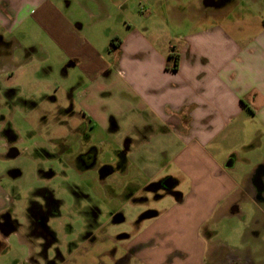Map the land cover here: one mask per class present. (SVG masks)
I'll list each match as a JSON object with an SVG mask.
<instances>
[{"label": "rangeland", "instance_id": "374dc122", "mask_svg": "<svg viewBox=\"0 0 264 264\" xmlns=\"http://www.w3.org/2000/svg\"><path fill=\"white\" fill-rule=\"evenodd\" d=\"M54 1L81 27L84 42L113 62L112 74L95 80L81 68L67 69L63 52L32 16L5 36L16 40L19 73L0 74V264H125L134 234L156 219L142 217L171 210L176 193H188L190 174L177 162L188 143L140 107L115 55H107L111 42L139 32L166 51L196 21H264V0H212L216 9L204 0H105L107 11L86 0ZM237 142L245 145L242 160L229 172L242 182L264 163V145L249 162L262 138ZM204 150L221 162V138ZM93 155V165L84 166ZM167 177L178 181L173 193L153 188ZM239 206L238 216L215 219L196 236L229 264L231 250L264 246L263 221L254 219L250 202ZM128 264L141 262L130 257Z\"/></svg>", "mask_w": 264, "mask_h": 264}, {"label": "crops", "instance_id": "0c3cea01", "mask_svg": "<svg viewBox=\"0 0 264 264\" xmlns=\"http://www.w3.org/2000/svg\"><path fill=\"white\" fill-rule=\"evenodd\" d=\"M86 1L108 10L105 0ZM12 16L14 22L9 20ZM29 16L61 49L69 63L67 69L81 68L95 80L112 74L113 62L84 42L81 27L72 24L54 0H0V23L11 32ZM191 27V33L166 51H157L139 32H132L126 41L115 38L107 50L108 56L115 55L114 64L121 67L122 76L141 100L140 107L169 124L177 137L188 143L185 155L177 159L190 174L188 193H176L179 197L175 195L178 200L171 210L143 216L142 221L156 219L149 226L141 225L134 243L125 249L129 258H137L141 264H229L226 256L219 258L221 251L197 241L199 230L215 219L238 216L239 204L246 201L253 205L254 219L264 222V163L242 182L229 172L242 160L239 149L245 145L241 147L237 141L243 135L250 142L263 140L249 153V162L264 145V21H196ZM130 44L135 49L131 50ZM171 53L177 62H169ZM22 57L27 62L30 55ZM14 58L7 61L0 57V74L10 78L19 73ZM74 115L84 122L90 119L86 113ZM220 138L221 162L215 152L204 150ZM167 178L175 181V189L178 181ZM132 236L129 233L126 238ZM228 255L234 258L233 264H264V246L244 253L231 250ZM128 257L123 259L125 264Z\"/></svg>", "mask_w": 264, "mask_h": 264}, {"label": "flooded vegetation", "instance_id": "af4514ba", "mask_svg": "<svg viewBox=\"0 0 264 264\" xmlns=\"http://www.w3.org/2000/svg\"><path fill=\"white\" fill-rule=\"evenodd\" d=\"M212 5H217L215 1H212ZM15 19V17H9V20L10 22H14L13 20ZM0 32H2V35L0 33V57H3L5 58L7 61H10L11 60V57L14 55L13 53L15 52V49H17L16 47V41L15 40H11V37L9 38H6L5 36L9 35L10 33H12L10 31V28L8 29V27L6 26H3L1 23H0ZM9 32V33H8ZM92 151V150H91ZM93 152V151H92ZM17 154L15 150H12L10 152V156H13ZM93 154V153H92ZM94 154L96 155V153L94 152ZM95 155L91 156L90 159H91V162H89L88 160L87 161H81L83 163L84 166L87 167V165H93V157L95 158ZM83 166V167H84ZM90 166V167H91ZM261 174H264V168L261 170ZM170 183H175L174 180L170 179V178H165L164 180L160 181L158 184L154 185L153 188L155 190H162L164 191L165 193H173V190L174 189H168V185ZM152 188V187H151ZM152 188V189H153ZM259 188V187H258ZM260 189V188H259ZM262 190L264 191V185L262 187ZM177 197H179V195H176ZM258 197V196H256ZM43 218V219H42ZM40 218L41 221H44L45 220V217H42ZM45 226V225H44Z\"/></svg>", "mask_w": 264, "mask_h": 264}, {"label": "water", "instance_id": "95a60500", "mask_svg": "<svg viewBox=\"0 0 264 264\" xmlns=\"http://www.w3.org/2000/svg\"><path fill=\"white\" fill-rule=\"evenodd\" d=\"M203 4H204L205 7H211V6H213L212 5V0H204ZM173 187H174V184L173 183H170L168 185V189H173Z\"/></svg>", "mask_w": 264, "mask_h": 264}, {"label": "trees", "instance_id": "16d2710c", "mask_svg": "<svg viewBox=\"0 0 264 264\" xmlns=\"http://www.w3.org/2000/svg\"><path fill=\"white\" fill-rule=\"evenodd\" d=\"M115 41V40H114ZM114 41H113V44H114ZM168 60H169V62L170 61H176L177 62V57L175 56V55H173L172 53L169 55V58H168ZM176 62H174L175 64H174V68H176Z\"/></svg>", "mask_w": 264, "mask_h": 264}]
</instances>
